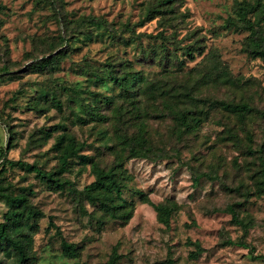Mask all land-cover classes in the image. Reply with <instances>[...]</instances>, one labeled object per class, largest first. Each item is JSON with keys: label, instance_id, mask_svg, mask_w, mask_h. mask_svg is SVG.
I'll return each instance as SVG.
<instances>
[{"label": "rangeland", "instance_id": "1", "mask_svg": "<svg viewBox=\"0 0 264 264\" xmlns=\"http://www.w3.org/2000/svg\"><path fill=\"white\" fill-rule=\"evenodd\" d=\"M237 1L242 0H0V183L26 193L43 211L32 264H105L116 246L118 264H159L169 255L175 264H264V195L256 194L264 144V61L243 50L247 30L227 25L236 17ZM194 44L199 48L191 58L185 48ZM211 52L236 84L203 79L211 71ZM56 53L60 59L53 67L32 66ZM106 69L140 71L137 88L163 78L186 86L197 81L195 93L208 98L198 112L204 108L209 116L196 131L179 134L161 101L141 94V117L134 118L131 99L121 95ZM55 96L61 108L52 103ZM215 99L249 101L252 120L244 126L218 107L209 110ZM93 103L108 121L81 120ZM142 120L152 152L126 160L130 180L124 196L133 215L112 219L80 192L95 178L92 162L113 164L117 132L136 135ZM245 129L254 134L253 151ZM62 133L86 145L63 175L70 184L58 189L24 164L55 169V142ZM137 190L154 203H179L170 226L159 222ZM230 206L240 222L226 210ZM6 211L0 200V221ZM63 239L77 246V257L64 255ZM194 242L204 249L196 258Z\"/></svg>", "mask_w": 264, "mask_h": 264}, {"label": "trees", "instance_id": "2", "mask_svg": "<svg viewBox=\"0 0 264 264\" xmlns=\"http://www.w3.org/2000/svg\"><path fill=\"white\" fill-rule=\"evenodd\" d=\"M235 18H229L227 25L233 28L245 29L249 32L248 37L243 46V50L254 58H260L264 61V0H242L237 1L234 6ZM61 39L64 40L62 36ZM198 45H191L185 48V55L194 57V50L198 49ZM61 53V52H59ZM56 53L51 56L43 57L40 61L33 63V67L44 69L48 66L53 67L60 59V54ZM211 66L210 73L203 77L208 80L215 76V79L223 85H233L237 83L229 72L228 66L222 62L217 52L208 54ZM4 70L8 71L7 67ZM109 74V80L120 89L121 95L127 100L131 99L129 112L132 117H141L142 105L141 99L137 97L141 94L151 96L155 100L161 101L164 106L163 110L167 115H170L176 122V127L179 134L191 133L199 129L209 112L204 108L198 112V105L201 102L207 103L208 98H200L195 93L198 82L195 81L191 85L175 84L170 79H155L147 83L142 88H137L136 84L140 81V71H126L119 73L113 69H106ZM192 73V72H191ZM173 78L172 74L168 75ZM185 79V78H184ZM176 82V80H175ZM188 82V81H187ZM89 94L94 101H98L96 92L90 91ZM126 99H123L125 102ZM113 100V99H112ZM111 100V101H112ZM52 103L58 107L61 106L60 100L55 96L52 97ZM140 104V105H139ZM191 104V106H190ZM100 104H90L86 107L87 116L82 117L84 123L92 121H108L109 117L101 112ZM194 106V107H193ZM211 107H218L221 110L233 114L237 117L242 125L252 120V115L255 112L254 106L249 101H229V100H212L209 104ZM135 115V116H134ZM205 115V116H203ZM139 131L136 135L127 133L119 136L117 132L116 147L113 150L114 162L111 166H102L100 162H92V170L95 178L92 182L85 185L81 190V195L104 212L105 215L112 219L129 220L133 215V205L125 198V190L128 187L130 175L125 167L126 160L132 157H147L149 151L152 152V142L148 137V124L145 121L138 122ZM60 126H56L58 128ZM247 138V148L252 150L254 142V134L245 129ZM123 144V149L120 145ZM56 148L59 151V164L53 170L43 169L35 164L26 163L30 170L36 172L42 180L55 188H65L70 181L63 178V175L68 171L71 161L80 155V152L85 147L86 143L79 141L76 136L68 133L59 134L56 137ZM128 157H126V152ZM263 155L261 156V165L256 180V194L264 195V144L262 145ZM10 164H15L13 161H8ZM138 195L145 202H149L157 212L159 222L166 226L171 225L173 214L180 208V205L175 200H167L162 203H154L147 193L143 190H137ZM0 200L7 204V211L4 214L3 220L0 221V264H32V245L34 243V235L39 229L37 218L43 215V211L32 204L26 193H14L6 190L0 183ZM227 211L233 214V220L240 222L237 213L233 207L226 208ZM51 225L56 226L53 220H50ZM197 249L191 252L193 258L199 256L204 251L199 242H194ZM62 251L68 258H75L79 255L77 246L73 242L66 239L62 240ZM121 254L118 252L117 246L113 249L109 259L105 264H118ZM82 264H89L84 262ZM159 264H175V259L168 256Z\"/></svg>", "mask_w": 264, "mask_h": 264}]
</instances>
